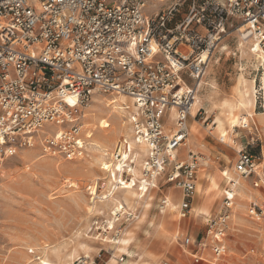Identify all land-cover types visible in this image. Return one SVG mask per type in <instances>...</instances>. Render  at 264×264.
<instances>
[{"label":"built area","instance_id":"obj_1","mask_svg":"<svg viewBox=\"0 0 264 264\" xmlns=\"http://www.w3.org/2000/svg\"><path fill=\"white\" fill-rule=\"evenodd\" d=\"M154 2L0 0V180L5 159L39 142L52 157L85 156V115L94 94L122 95L137 107L135 136L149 146L143 182L150 189L164 178L181 192L180 216L191 214L201 159L173 155L190 136L201 81L230 23L245 26L237 29L241 39L264 51V0H175L167 11L149 14ZM186 4L188 13L175 23ZM122 157L116 149L114 160ZM260 160L241 150L236 173L260 179ZM234 198L226 193L203 237L180 239L196 264L226 256ZM250 214L262 216L256 207Z\"/></svg>","mask_w":264,"mask_h":264},{"label":"rangeland","instance_id":"obj_2","mask_svg":"<svg viewBox=\"0 0 264 264\" xmlns=\"http://www.w3.org/2000/svg\"><path fill=\"white\" fill-rule=\"evenodd\" d=\"M174 1L154 2L156 6L147 12L167 11ZM188 10V4L179 9L174 22H180ZM240 27L237 21L230 23L214 51L204 77L205 85L201 84L197 94L203 102L201 111L189 118L188 145L177 151L178 158L183 161L187 160L189 152L201 159L197 182L201 194L196 193L189 216L180 218L181 192L164 178L149 189L142 208L131 209L121 203L127 211L117 215L114 210L101 208L100 202L105 199L100 198L110 196L114 186L119 184L110 182L105 169L111 164L115 168L113 154L119 143L130 138L117 136L121 123L115 120L118 110L112 104V95L98 94L87 110L83 136L87 144L85 156L74 161L52 157L44 154L37 143L34 148L23 149L17 156L3 161L0 264H43L45 259L57 264H83L85 260L87 264H111L113 259L118 264H196L180 239L203 237L207 220L220 214L225 192L230 189V182L224 177L226 171L239 186L227 238L228 251L218 264H264V70L261 66L256 67L259 65L254 60L242 56L239 50L241 37L237 32ZM240 76L248 83L256 81L255 104L247 111H235L244 119L232 132H227L228 137L224 140L217 133L214 122L218 117L225 118L221 107L224 101L236 102ZM122 100L123 103H119L127 114L123 120L135 136L132 120L128 121L131 117L128 112H136L135 104L130 98ZM109 104L112 105L106 108ZM101 111L107 116H101L97 121L89 116ZM108 116L113 117L111 127L99 128V120ZM245 123H250L249 129L243 128ZM166 124L173 129L170 119ZM166 130L172 133L168 126ZM227 130H230L228 126ZM87 132H92L93 138L87 139ZM141 149L146 160L149 150L142 145ZM241 150L261 157L258 161L261 180L255 175L241 178L236 173ZM116 176H120L118 171ZM98 177L101 180H97ZM122 177L125 180L132 178L127 170ZM208 183L210 189H207ZM94 187L98 196L92 195ZM207 193H210L208 197ZM168 197H177L174 202L178 208L176 211L169 209L162 215V201ZM206 198L214 200L213 209L211 213L205 212L206 216L196 218L194 209H199ZM210 205L208 203V209ZM93 206L96 208L91 213L89 208ZM253 207L262 212L260 218L250 214ZM121 239L128 243L117 245L119 249H116L114 243ZM85 257L88 259L84 260Z\"/></svg>","mask_w":264,"mask_h":264},{"label":"bare ground","instance_id":"obj_3","mask_svg":"<svg viewBox=\"0 0 264 264\" xmlns=\"http://www.w3.org/2000/svg\"><path fill=\"white\" fill-rule=\"evenodd\" d=\"M164 1H166V0H155V2H164ZM244 28H245V26H242L240 28V31L243 30ZM238 33H239V31H238ZM239 48H240L239 49L240 52L242 53V56H245L250 61L254 60L255 63H257L259 65V66H256V67H260L261 66V67H263V70H264V51L253 50L250 42H244L242 39H240ZM205 57H206V55H205ZM255 82L256 81H253L252 83L251 82L248 83L244 78H242L240 76L239 84H238V87H237V90H236V96H237L236 102L233 103V102H230V101H224L222 103L221 107H222V112L225 113V118L218 117L216 119V121L214 122V124L217 125L216 130H217V133L219 134L221 139H224V140L227 139V137H228L227 136V132H232L235 127H238L239 125H241V123H242L241 120L244 119V118L241 115L235 114V111L236 110L247 111L250 107H252L255 104V97H254L255 90H256ZM262 83H263V90H264V73H263V77H262ZM201 84L205 85L204 79L201 81ZM96 95L98 97V93L94 94V96H96ZM112 97H113V103L112 104H115L117 106L116 109L118 110V115H116L115 120L118 123L119 122L121 123L120 129L117 132V136L118 137L128 136L130 139L129 140L126 139V141L122 142L121 144L119 143V146H118L117 149L120 148V154L123 157L119 161H115L114 158H113V160H114L113 163H114L115 168L113 169V165L111 164V165L107 166L106 169H105L109 173L110 182H113V183H116V184L119 183L120 186H119V184L115 185L114 188L111 191L110 196H105V197L100 198L102 200L105 199V200L101 201L100 204H101V208L102 209L103 208H105L104 210L109 209V210H112V212L114 210V215H117L120 212H124L125 213L127 211L123 206H121L122 205L121 203H125L127 206H130L131 209L132 208H136V207H141V208L143 207L144 199L147 196V192L149 191V188H147V181L143 182V178H142V166H143V163L145 161V155L141 151L142 150L141 149V145L142 146H147L148 150H149V146L146 143H143V141L141 139H139V138L137 139L136 136H133L132 129L130 127L128 128L127 125H125V123H127V122H124L123 118L127 114H125L126 111L125 112L122 111V110H124V108L122 107V105L119 102L123 103L122 99L128 98V97L122 96V95L121 96L112 95ZM93 99H94V97H93ZM95 101H96V98H95ZM112 104H109L106 108H109ZM202 105H203L202 99L199 96H197L196 100H195V103L193 105V108H192V112H191V115L193 117L196 116L197 112L202 108ZM135 110H136V112L133 113V114L128 112L129 115L132 118L135 117V115L137 113V107L136 106H135ZM105 115L107 116L105 111H101L99 114L92 113L89 116L91 117L92 120L97 121L98 118H100L101 116H105ZM85 116L87 117V111H86V115ZM131 117L128 119L129 122H131V120H133ZM171 117H174L173 112H172V116ZM112 118H113L112 116H108L107 118L100 119L98 127L101 128V129L110 128L111 125H112L111 124ZM227 126L230 128L229 131L227 130ZM86 127L87 126L85 124V128ZM168 127H169V130H171L173 132L174 129H171L172 127H170L169 125H168ZM249 127H250V123L249 124L245 123V125L243 126L244 129H249ZM134 135H135V131H134ZM85 136H86L87 139H91V138H93V133L92 132H87V133H85ZM229 142H232L231 138H229ZM40 143L41 142H39V144ZM187 145H188V140H187L186 144L181 148V150L184 147H186ZM132 152H134V154H132ZM189 153H193V152H189ZM175 157H177V158L179 157L178 152H176L173 155V158H175ZM129 160L132 161L131 164H127V162ZM134 162L136 163L135 166L132 165ZM126 168H128V172H130V174L132 176V178L130 180H125L122 177V175H123L122 173L125 171ZM117 171L119 172V175H120L119 177L116 176V172ZM225 176L227 178V182L228 181L230 182V186L229 187L232 189V192L227 190L225 192V195H226V193H230V194L233 193L235 195V198H236V196L238 195V186L239 185H236V183H235L236 179L233 178L232 176H230L229 172H227V171L224 172V177ZM241 178H243V177H241ZM97 180H101V178L98 177ZM215 185L216 184L214 183L213 187H215ZM197 194L198 195L201 194L200 186L197 188ZM92 195H95V196L97 195L96 187H94L92 189ZM167 199H168V203H167L166 207L162 208L163 209L162 212H161L162 215H166V213H167V211L169 209L172 210V211H176L177 208H178V204L174 202V200L177 199V197H173V198L168 197ZM95 208H96V206L95 207L94 206L90 207L89 208V212L92 213ZM194 215H195L196 218H199V217L206 216V213L203 212L201 209H196L195 208L194 209ZM180 218L183 219L181 216H180ZM118 222H119V220H118ZM110 229H112V227ZM126 243H128V241H126L125 239H121L119 242L115 241V243H114L116 245L115 248L119 249V246L117 247V245L126 244ZM121 250H123V249H121ZM128 255H129V257H132L131 254H128ZM85 259H88V257H85L84 260ZM82 263L83 264H87L88 262L85 260ZM43 264H57V263L56 262L54 263L53 260L51 261L49 259H45ZM111 264H118V262H116L113 259V260H111Z\"/></svg>","mask_w":264,"mask_h":264},{"label":"crops","instance_id":"obj_4","mask_svg":"<svg viewBox=\"0 0 264 264\" xmlns=\"http://www.w3.org/2000/svg\"><path fill=\"white\" fill-rule=\"evenodd\" d=\"M181 157V156H180ZM210 176V175H209ZM211 177H214V176H211ZM197 182H198V176H197ZM208 182V181H207ZM210 182V181H209ZM209 184V183H208ZM211 188V186H210V184L208 185V188L207 189H210ZM212 193V192H211ZM210 193H207V196L206 197H208V195H209ZM193 202H194V200H193ZM208 203L209 204H211L210 205V208L208 209ZM214 206V200H212V199H208V198H206L203 202H202V206L199 208V209H201L203 212H209V213H211V211H212V207ZM202 218V217H201Z\"/></svg>","mask_w":264,"mask_h":264}]
</instances>
